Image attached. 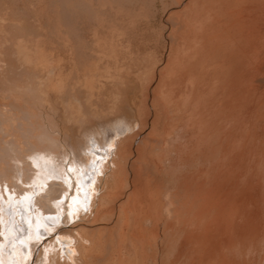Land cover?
<instances>
[{"label": "rangeland", "instance_id": "374dc122", "mask_svg": "<svg viewBox=\"0 0 264 264\" xmlns=\"http://www.w3.org/2000/svg\"><path fill=\"white\" fill-rule=\"evenodd\" d=\"M188 1L190 0H180L179 3L177 0H0V108L7 104L8 110L13 107L12 111H19L25 117H28L29 110L40 112L37 114L42 115L44 121L48 122L47 127H53L49 130L55 131L61 141L71 139L77 142L78 135L88 126L100 134L106 132V126L114 133V124L118 125L115 121L119 111L122 113L124 109L126 90L131 84L137 87V103L132 118L133 130L123 136L127 137L119 143L118 156L116 155L106 167L105 180L102 181L99 191L103 196L102 203L104 202L101 205L104 207H99L102 210L100 215L98 218L94 215L88 219L76 218L66 224L64 220L67 215L65 217L62 214L56 230L52 228L48 231L47 227L46 231L41 230L44 233L42 236L30 242L32 245L29 244L27 252L33 249V254H29L28 259L25 258L28 264H50V261L53 263V259L47 263L48 249L46 250L52 238L59 245V250L67 254L73 253L76 250L74 234L81 236L80 239L85 241L84 247H80L82 249L77 253L82 264H154L157 259L163 260L169 255L170 258L165 257L166 264H175L176 256H181L185 264H196L195 261L200 255L203 257L205 252L212 250L208 244L210 233L220 236V239H226L227 245L230 243V249L227 245L223 246L225 252L233 247L237 248L238 258L243 259L241 264H255L256 261L257 264H264V154L252 158L247 154L250 145L245 144L252 140L264 144V113L252 111L246 126L245 122H241L243 126L239 127L236 121L238 124L233 128V143L235 147L238 146V150H242L241 146L246 148L239 152L233 151L232 148L231 154L225 155H232L230 160L224 159V154L221 155L223 152H218L213 156V160L202 154H192L191 159L185 155L181 159L174 156L170 161L169 170L165 172V158L161 151L154 147L158 145L157 142L150 139L151 136L157 137L153 132V90L158 74L167 62L169 47L172 42L175 43L172 32L180 25L177 23V16L188 5ZM182 30L180 26L179 32ZM178 41L180 37L176 43ZM95 63L99 64L101 76L96 78L95 75L87 82L82 74L90 64L94 66ZM78 66L83 71L75 72L78 71ZM91 69L94 68H89L91 72L95 71ZM76 73L78 76L82 75L80 80ZM95 78L100 83L96 82ZM118 80L122 81L121 85L117 84ZM81 81L85 85L88 83V90L83 88ZM90 88L92 89L89 90ZM73 93L81 104L84 101L81 109L79 103H76L78 101L74 100ZM116 95H120L122 99L118 113L112 114L109 107ZM87 102L92 104L91 107ZM84 105L90 108L87 109ZM145 114L149 116L146 125L141 126L139 123ZM82 116H85L86 120L80 131L78 119ZM220 123L219 129H232V121L221 120ZM161 125L158 126L160 130ZM96 138L102 140L100 136ZM247 138L249 139L246 140ZM262 146L264 149V145ZM232 152H235V155ZM190 179H193L194 184L189 183ZM191 193L194 194L193 199L185 197ZM17 194V191L8 190L7 185L2 187L0 183V208H3V211H0V221L4 222L10 218L4 211L7 208L14 213L19 212L21 206L11 207L6 197L13 196L17 200L20 197ZM166 194H171L172 211L179 209L181 228L185 232L184 235L180 230H175L178 223L173 213L169 222L176 234L172 235L174 244L169 245L167 239L164 240L163 227L157 225L155 220L156 215L166 217ZM244 194L249 197V201L248 198L245 199L247 196ZM188 200L193 205L192 210L194 209L192 222L188 220L187 215L190 205ZM16 218L17 216L12 220L17 231L21 232ZM0 232L1 236L5 234L2 229ZM206 237L208 242L206 240L207 244H204ZM213 239L215 240V237ZM180 240H185L182 244L184 247L180 246L182 251L176 244ZM1 241L2 239L0 249L7 252V246ZM192 242L196 243L195 246ZM260 251L263 252L259 253ZM217 254L215 257L205 258L203 263L221 264V255ZM233 255L236 254L232 252V259L226 264H240Z\"/></svg>", "mask_w": 264, "mask_h": 264}, {"label": "bare ground", "instance_id": "6f19581e", "mask_svg": "<svg viewBox=\"0 0 264 264\" xmlns=\"http://www.w3.org/2000/svg\"><path fill=\"white\" fill-rule=\"evenodd\" d=\"M179 1L180 0H177V3H179ZM177 20L178 22H176L180 24L178 26H181L183 30L179 32V27L177 25L178 28H174L175 30L172 32V37L175 43L172 42L169 47L167 62L164 68L159 72L157 84L153 90L152 105L154 109L153 112H155L153 113L155 115L153 132L157 134L155 135L157 137L151 136L152 138L150 139L157 142L158 145L153 146L156 147L157 150H160L165 158V160L163 158L165 161V172L169 170L168 168L171 166L170 161L174 156L181 159L182 156L185 155L189 156V159H191L190 156L192 154H202L204 157L207 156V158L212 159L218 152H223L221 155L224 154V159L229 158L230 160V157L232 159V155L228 157V154H231L232 148L233 151L237 150L238 152L246 148L241 146L242 150H238V146L235 147L233 143L235 142L233 141L234 125L239 123L238 126L241 127V122H245L246 126L249 122L248 118L250 113L254 110L264 113V0H190L188 1V5H186L177 16ZM179 37L180 41L176 43ZM92 64L87 67L83 74L80 73V75H84L83 79L85 81L95 77V75L96 78L101 76L99 64L95 63L94 66ZM90 67L94 68L95 71L91 69L94 71L91 72L89 70ZM79 71L83 70L82 68L80 70L78 66V71L76 70L75 72ZM76 74L77 78L82 76H78V73ZM120 80L117 82L119 85L122 84ZM98 81L96 80V82ZM5 82L7 81L5 80ZM93 82L96 83L95 81ZM87 84H84V89L87 88ZM136 88L135 84H131L125 92L124 109L122 113L119 111L118 119L115 121L118 125L114 124V133H111L106 126H104L106 132H101L102 134H100L99 131H94V128L90 126L85 130L83 129V131L81 128L85 125L86 119L84 118L85 116H82L83 118L80 117V119H78L79 130H82V132L78 135L77 142L71 139L69 141L65 139L67 136H70V134H65L67 136H64L65 138L63 139L64 141L66 140V142L61 141L62 139L60 140L55 135V131L51 132L49 130L53 127H47L48 122L46 121V123L44 121L42 115L37 114H40V112L34 113L35 110H29L28 117L27 115L25 117L19 111H12L13 107L8 110L7 104L0 108V122L2 124L0 125V183L2 187L7 185L8 190H13V192L17 191V195L20 196L18 197L19 199L15 200L13 196L6 195L8 198L7 202L11 207L17 208L21 206L19 212L16 213L11 211L10 208L5 209L6 216L10 218L7 217L9 219L4 222L0 221V230L2 229V233H5L1 236L0 232V239H2L1 243L3 242L4 246H7V252L0 249V264H28L25 258H27L29 254H33V249L27 252L30 242L34 240V238L42 236L45 228L48 227V231L52 228L55 229V227L59 225L61 221L60 218L63 215H65V217L67 215L64 220L66 224H69V221L76 218L88 219L91 215L98 218L100 215L99 213L102 211L100 210L102 207L101 205L104 203H102V193H99V191L101 190L100 186L102 181L105 180V174L107 173H105L106 167L110 165V161L113 160L116 155L118 156V151H120L118 150L119 143L122 139L127 137L123 136L133 130L132 118L136 107L135 103H137ZM91 89L92 88L89 90ZM75 93H73V95ZM86 94L87 92L84 95ZM120 94L122 96V93ZM121 96L116 95L114 101L111 103L109 111L112 114H115V112L116 114L118 113L119 104L122 99ZM74 100L78 101L76 103H79L81 109L84 101L81 100L83 101L81 104L78 97ZM92 102L93 101L90 103ZM90 103H88V106L91 107L92 104ZM17 106L19 107V105ZM88 106L85 107L87 108ZM20 110L22 109L20 108ZM149 114H145L144 119L140 121L139 125H146ZM221 120L232 121L233 130L227 129L228 131H225L219 129L218 125H221ZM236 121L238 123H236ZM159 124H162L160 126L161 130L158 128ZM4 125L6 126L3 127ZM235 130L236 132L238 131L237 129ZM153 132L151 133L153 134ZM97 136H100L102 140L99 141L96 138ZM248 139L249 138L246 140ZM204 142L207 144H204ZM248 142V144L247 142L245 143L246 145H250V151L247 154H250L252 158L256 155L264 154L262 146L264 144L257 143L255 140ZM235 152H232V154L235 155ZM226 154L228 156L225 157ZM247 154L245 153V156ZM240 156L243 157L244 155L242 154ZM200 158L201 157H199V159ZM170 169L172 168L170 167ZM192 178L195 179L194 177ZM193 179H190L189 183L194 184L192 181ZM195 185L197 186V183ZM237 191L239 190L237 189ZM187 196L188 195L185 197L193 199L194 194L191 193V195L189 194V196ZM250 197L252 198V196ZM165 198L168 202L164 210V216L166 217L156 215L157 219L155 220H157V225L160 224V226L163 227L164 240L167 239L166 242L168 241L169 245L173 243V233L176 234V231L173 232V227L169 222L173 213L178 223L175 230H180L184 235L185 232H183L184 229L181 228V215L178 213L179 209H173V211L171 209V206H173L171 194L167 195ZM247 198V201H249L248 196L245 199ZM245 199L243 198V202ZM179 201L181 202V200ZM185 203L187 202L185 201ZM188 203L190 204L187 211L188 220L192 222L193 218L191 215L193 216L194 213H192V211L194 209L192 210L193 205L191 201ZM197 203L199 204V202ZM176 206L178 207V204H176ZM180 208H182V206ZM2 209L3 208H0V211ZM220 212L221 211H218V213ZM15 216H17L16 219L17 223L20 225L21 232L17 231L14 220H12ZM3 218L4 217H2V219ZM75 225L77 227V224ZM187 227H189V225H187ZM194 227L193 225L192 228ZM192 228L190 229L192 230ZM41 230H43V232H41ZM185 230H187V228ZM197 230L199 229L197 228ZM38 231L39 235H37ZM213 232L215 231L213 230ZM200 234L201 233L198 235ZM211 234L212 233L208 234L211 236L209 237L208 244L212 247V250L209 252L207 249L208 252H205L203 257L200 255L196 260L198 261L199 259V261H195V263L205 264V262L203 263L205 258L215 257V255L219 253L222 259L221 264H226L228 261H231V254L233 252L236 254L233 256L236 257L241 264L243 259L240 260L241 257L238 258L239 254L236 252L237 248L233 247L229 250L230 243L227 245L228 241H226V239H223V237L220 239V236L218 237L215 236V234ZM74 236L76 250L71 254L59 250V245L53 240L54 238H52L48 246L49 248H46V250L48 249L47 263L53 259V263L50 261V264H82V260H80L77 253L80 247H84L85 241L80 239L81 236L79 237L77 234H74ZM200 236L199 238H201ZM194 237L196 238V236ZM214 237L215 240L213 239ZM206 238L204 242H206V240L208 242V238ZM212 241H214V243ZM184 242L180 240L176 243L179 245L180 251L183 250L180 246ZM207 242L204 244H207ZM192 243L195 246L196 243ZM197 243L200 244L199 242ZM226 245L229 247L228 252H225V248L223 249V246ZM182 247H184V245H182ZM203 250H205V248ZM180 251H178V253ZM262 252L260 251L259 253ZM188 254H190L189 251ZM169 256L165 257L170 258ZM165 257L163 260L162 258L157 259L156 262L154 260V264H166ZM217 257H219L218 254ZM175 260V264H185V262L181 260V256H176ZM257 262L258 261H256L255 264H257ZM248 264H250V262Z\"/></svg>", "mask_w": 264, "mask_h": 264}, {"label": "snow or ice", "instance_id": "6c2138e0", "mask_svg": "<svg viewBox=\"0 0 264 264\" xmlns=\"http://www.w3.org/2000/svg\"><path fill=\"white\" fill-rule=\"evenodd\" d=\"M37 235H39V231L37 232Z\"/></svg>", "mask_w": 264, "mask_h": 264}]
</instances>
